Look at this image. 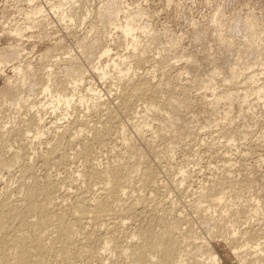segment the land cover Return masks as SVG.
I'll use <instances>...</instances> for the list:
<instances>
[{
    "label": "bare ground",
    "instance_id": "obj_1",
    "mask_svg": "<svg viewBox=\"0 0 264 264\" xmlns=\"http://www.w3.org/2000/svg\"><path fill=\"white\" fill-rule=\"evenodd\" d=\"M44 1L47 9L36 5L27 14L36 18L33 28L44 31L49 15L66 32L87 28L68 36L76 54L63 50V40L36 63L21 60L20 44L0 48V67L10 64L13 72L0 88V176L19 171L16 188L6 182L0 198V264H217L223 255L213 249L215 238L239 264H264V18L251 7L227 18L224 0H209L205 24L220 51L203 49L197 59L178 51L180 36L156 30L142 4L130 9L126 0H101L94 9L93 0ZM147 62L144 77H135ZM87 74L117 87L115 99L108 100L109 89L103 100L93 84L90 95L79 94ZM75 102L107 114L92 126L93 120L74 118L60 130L41 117L59 106L68 115ZM124 114L128 135L129 125L118 121ZM16 115L24 116L26 130L6 129ZM30 131L35 145L27 140ZM42 136L49 137L47 148L37 153ZM17 140L23 146L13 149ZM178 150L197 157L207 151L222 162L220 174L187 192L193 160L176 169ZM75 162L80 169L73 174ZM57 166L66 176L55 174ZM174 192L190 199L191 217L168 199Z\"/></svg>",
    "mask_w": 264,
    "mask_h": 264
},
{
    "label": "rangeland",
    "instance_id": "obj_2",
    "mask_svg": "<svg viewBox=\"0 0 264 264\" xmlns=\"http://www.w3.org/2000/svg\"><path fill=\"white\" fill-rule=\"evenodd\" d=\"M100 1L101 0H93V2L91 1L90 2L91 4L89 3V5L91 8H94L93 6H95V8H97L98 6L101 5ZM126 1H127V4L129 5L130 9H134L135 6H137L138 4H142L143 7L149 9L153 13V16H152V18H150V20H151L152 24H154V28L156 30L165 31V32L167 31L168 34L180 36L182 43L180 45L181 46L180 49L178 50L179 52H182L183 54H186V53L189 54V52H190V53L194 54L198 59L204 55L205 52L203 51V49L204 50L205 49L206 50L211 49L210 52H213V53H216V51L218 53L220 51L217 48V46L215 45V43L213 42V36H214L213 30H211V29L209 30V27H208V26H210V20L209 19L211 17L212 9H213V8L211 9V7H212L213 3L217 0H215V1L210 0L213 2V3L211 2L210 4H207V3H209V0L208 1L207 0H171V4H169V5H167V3H166L167 0H126ZM45 3L46 2L44 0H33V3H29L28 0H0V48L8 46V44H10V43L20 44L24 48V52H25V53H23L21 60L32 61L34 63H36L38 61L39 56L47 48H50L55 43H58L60 40H63L61 42L64 43V44H62V45H64V46H62L63 50H64V48L74 50V48H69V46H71L72 40L69 39L68 36L71 35L72 33H73L72 35H74V34H76L78 36L82 35L83 33H85V31H86L85 28H87V26H81V27H77V28L75 26H74L75 28H73V26H71L69 28L70 29L72 28V32H69V31H71L70 29H68L69 31L66 32L65 31L66 29L63 28V26H62L63 24L62 23L57 24L58 21L56 20V18L49 15L48 16L49 20L47 22V26L44 28V31H39V29L33 28V24L35 23L36 18H34L33 16H30V15H27V14H29L32 11V9L35 8L36 5H41L44 7V9H47V5ZM250 7H251V10L254 9V13L256 14V16L260 15L259 17L262 16L264 18V0H224V7H223L224 16L230 17L232 13L234 14V10H235V13L245 15L250 10ZM205 23H208V26ZM193 24H194V26H193ZM196 26H197V29H196ZM203 26H204V28L205 27L207 28V29L205 28L204 31L202 28ZM24 28H29V29L26 30L24 33H22L21 37L12 36L11 33L14 32V30L18 31V30H21ZM192 28H194L195 30L193 31ZM196 30L200 31L199 33H201L200 34L201 35L200 39L202 41V42L200 41L201 43L200 42L199 43L193 42V34H195L194 32H197ZM204 32H205V34H204ZM43 35H44V37H43ZM76 35H74V36H76ZM192 45H195V46H192ZM206 45H207V48H205ZM203 46H204V48H203ZM117 51H116L117 53H120V54L122 53V55L127 54L126 51L123 52L122 48H119ZM61 52H62V50H61ZM73 54H76L75 50L73 51ZM151 54H150L151 56L154 55L153 53H151ZM62 56H63V58L66 57L65 55H62ZM154 57H156V56L154 55ZM150 60H151V58H150ZM175 61H177V60L173 61L175 63L176 67L180 66L182 63V62L179 63V62H175ZM7 66L8 67H6V66L0 67V88L3 86V83H4L6 77H9V78L13 77L11 65L9 64ZM150 66H151V62H147L145 65H142V67H140L139 69L136 70V72H135L136 76L135 77H139V76L144 77V73L146 72L145 70H148ZM156 79H158V78H155L154 82H157ZM99 82L100 81L98 80L96 74L92 75V76H91V74H89V75L87 74L86 79L83 83L84 93H79V94H84L87 97V95L89 93L86 92V89L89 87V85L93 84V88H95L97 91H100V94H101L103 100H107V98H108V100L113 101V99H115V94H117L119 92V89L117 87L110 85V83L108 81H106L105 84H102V82H100V83ZM107 83H108V85H107ZM108 86H110V88ZM109 89H112V94L108 96L107 90H109ZM105 96L106 97L108 96V97L105 98ZM38 101L44 102V99H42V96H40L38 98ZM112 103H113L112 107H114L115 106L114 103L116 104V101L112 102ZM76 104L77 103L75 102V109H70L71 112L68 110V112H69L68 115H64V113H65L64 107L59 106L58 109H55L56 110V112L54 113L55 115L53 113H51V111H52L51 109H47V110H45V114H43L42 116L40 115V116L44 119L45 123H47V122L55 123L56 122V125L54 127H58L59 128L58 130H60V128L65 126L67 123L74 121V120H72L74 118L77 119V117H80V118H83V120L84 119L86 120V118H87L86 121H88L89 124L93 120V122L90 124V126H92L95 122L99 121L101 118L103 119V116L105 117V115L107 114V112L106 111L103 112V110H101V112L98 111V113L97 112H94V113L88 112L85 109L79 107L78 104L77 105ZM139 104L140 103H138V105ZM47 114H48V116H47ZM263 114H264V112L261 115H263ZM122 116H123V117H121L122 119H118V121L125 123L126 116H125V114ZM259 116H260V114H259ZM19 117H20V119H19ZM23 117H24L23 115H16L15 118L17 120L13 119L12 122L10 120V122L8 124H6V129L12 128V129L17 130L19 128V129L24 130V128L26 127L25 126L26 124H22L21 119H23ZM119 118H120V116H119ZM123 118H125V119H123ZM263 118H264V116H263ZM122 120H124V121H122ZM26 129L27 128H25V130ZM56 130H57V128H56ZM129 130H130V132H129ZM126 131L129 132V133L126 132L127 135L131 133L132 130L130 129V125L127 126ZM27 136H28V138L26 137L27 140L29 142L33 140L32 144L35 145L37 140H34V138H33V136H35L33 131H30V133L27 134ZM29 138H30V140H29ZM48 138L49 137H47V136L41 137L42 142L39 143L37 146H35L36 149H38L37 147L41 148L39 151L36 150V152L38 151L37 153H40L43 150L45 151V149L47 148V146H45L46 145L45 141H47ZM204 138L207 139V137H204ZM28 141H26V143ZM20 143L17 140L13 144L12 148L16 149V147L17 148L22 147L23 145L20 146ZM195 143L196 142L190 143L191 147L193 146L192 147L193 151L198 150V146L195 145ZM236 144H238V143H236ZM115 145H116V147H118L116 149L119 150L120 149V141L119 140L116 141L113 146H115ZM193 151L182 152V150L181 151L178 150L177 155L175 156L176 159L173 160V162H175V164L177 163L180 165V163H181L182 166L184 164L188 166L189 163L188 164L185 163L184 160L187 161V159H188L191 162H192V160H193V162L194 161L196 162V160H194V159H197V160L199 159L197 165L195 164V162L194 163L192 162L193 164L190 163L191 165L189 164V166H188V168L191 169V171H192V179L190 180L191 182L188 181L186 183L187 185L186 184L184 185L185 189L187 188V190H186L187 192H189V190H191V189L195 190L202 183H204L207 180H210V176L213 177L214 175H217L218 173L220 174L219 168L222 165V162H220L219 159H216L217 157L214 158V156L210 155V153H208L207 151L204 152L202 150L203 152L201 151L202 153L200 152L198 157L193 155V153L192 154L189 153V152H193ZM198 151H200V149ZM69 152L71 154V151H69ZM236 152L237 151H235V149H234L231 153L237 154ZM192 156H194V157H192ZM191 157H192V159H191ZM106 158H108V155L107 156L105 155V159ZM190 161H188V162H190ZM75 163L77 164V162H75ZM182 163H184V164H182ZM35 164H34V166H35ZM74 164H72L70 166V167H72V168H70V173L73 172V174L76 173L75 171H77V169L78 170L80 169L79 164H77L78 166L74 165ZM38 165L40 166V164H36L35 170L37 172L39 171L38 174H42L43 171L41 169V172H40V170L38 169L39 168ZM163 165H164V163H163ZM176 165L174 166V167H176V169H178L177 167L180 168V166H181V165L180 166L179 165L176 166ZM57 167H59V169ZM57 167L53 168L56 171L55 174H57V172H59V174H58L59 176H61V177L66 176L64 174V172H62V171H64L63 166L62 167L57 166ZM196 169H198V170H196ZM54 170H53V172H55ZM12 171H14V172L13 173L10 172V173L14 174L13 175L14 177L11 174H8V177H6L7 176L6 173H3V175L0 176L2 179V180H0L1 181L0 182V189H1V191H3L0 198H2V196L4 194V190H2V189L7 187L6 184L8 182L9 183L7 185L9 186V188L8 187L7 188L10 190L13 188L15 189L17 186L16 181H18L17 179L19 178V174H17V173L19 171H17V168H15V170H12ZM51 171H52V169H51ZM60 171L62 172L63 175L60 174ZM161 175H162V173L160 174V185H161V187H167L169 185V178L166 176L164 177V175H162V176ZM12 177H13V179H12ZM16 177H17V179H16ZM3 178H4V180H3ZM7 178H9V179L7 180ZM5 180H7V181H5ZM185 196H184V198H181L179 194L177 195V193L174 192L168 196V199L169 200L172 199V201H174V202L179 201L178 202L179 207L177 206V210H180V211L184 212L183 213L184 215L187 214L189 217H191L189 215L190 211H191L190 203H189L190 199L185 197ZM181 208H183V209H181ZM179 213H181V212H179ZM177 215H178V213H177ZM244 227L245 226L242 225L241 228H244ZM194 229L197 230V232L201 233V236L203 238L204 237L206 238L205 234L200 229H198L197 226H194ZM219 243H221V244H219ZM211 244L213 246V249L216 252H218V254L220 256L223 255L221 257L218 255V257H220V258H218L217 264H239L238 261L234 257L230 256V257H232V258H230L226 254V252H225L226 248L223 247V241H221L220 238H217V240L215 238L214 240L211 241ZM221 251L223 253L225 252V254H223ZM228 259H229V261H228Z\"/></svg>",
    "mask_w": 264,
    "mask_h": 264
}]
</instances>
